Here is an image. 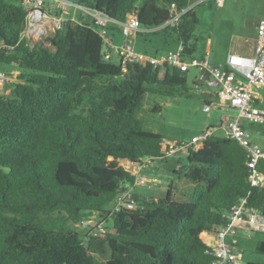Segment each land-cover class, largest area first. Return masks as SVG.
<instances>
[{"label": "trees", "instance_id": "trees-1", "mask_svg": "<svg viewBox=\"0 0 264 264\" xmlns=\"http://www.w3.org/2000/svg\"><path fill=\"white\" fill-rule=\"evenodd\" d=\"M22 1L0 0V67L17 72L9 94H0V264H212L200 235L225 226L223 216L236 202L246 197V208L264 220V187H250L244 149L214 133L200 149L188 148L174 172L193 185L188 202L173 200L170 185L163 200L133 194L136 209L113 213L115 197L135 180L119 162H153L169 148L143 128L144 96L186 98L188 71L106 57L104 39L87 19L67 20L45 45L30 43L20 36ZM68 1L103 15L104 36L119 31L113 21L134 15L149 30L135 39L164 31L175 43L143 54L182 43L183 58H196V10L175 27H160L172 4L183 9L197 0ZM256 168L264 174V161ZM94 214L111 219L104 235L94 234L101 223ZM85 221L91 224L79 231ZM234 229L255 233L245 225ZM255 250L264 256V237Z\"/></svg>", "mask_w": 264, "mask_h": 264}, {"label": "built area", "instance_id": "built-area-1", "mask_svg": "<svg viewBox=\"0 0 264 264\" xmlns=\"http://www.w3.org/2000/svg\"><path fill=\"white\" fill-rule=\"evenodd\" d=\"M51 1L54 2L53 9L58 12V15L54 16L51 22L54 32L61 29L63 23L67 20L75 23L80 22L72 20L69 17H63L65 10L73 9L75 12L80 13L82 19L90 20L96 25L99 35L104 39L105 45L107 46L104 48L106 57H109L110 54H117L123 65L126 63H137L144 66L149 63L153 68L167 65L170 68H176L182 71H189L190 68H196L199 72L200 80H203L204 73L208 72L210 78L217 83V92L215 101L209 104L204 103L203 110L210 112L211 110L226 109L235 112L232 117H221L218 130H221V136L236 141L244 149L245 165L249 173L247 180L250 187L263 186L264 174L260 173L256 167L259 162L264 161V148H261L252 141L250 132L241 126L240 120H248L264 126V108L252 106L254 96L251 91L252 88H256L264 97V20L259 21L256 26L254 47L251 55L231 52L227 54L223 63L215 65L208 62L207 56L184 59V46L182 43H179L175 50L156 56H148L136 52L132 47V40L136 37L137 33L149 32V30L141 29L134 15L127 16L123 22L113 21L124 37V42L119 46H112L110 41L104 36V31H102L108 22L103 15L88 7L72 3L68 0ZM205 1L207 0H197L183 9H177L172 4L169 7V19L160 28L166 26L175 27L184 14L188 11L197 10ZM210 1H214L217 4L224 2V0ZM42 5V0H23V6L26 10V20L20 36L21 38L27 39L30 43L42 37V30L40 29L39 23L42 19H46V13L41 8ZM7 49L11 50L12 47H7ZM16 75L17 72L7 74L0 70V94L7 83L11 84L12 81L14 82L16 80ZM212 133V129L207 128L200 135L192 138L188 144H183V146H177L176 143L170 145L167 141L163 140L161 145H168L169 148L161 152L162 158L175 152L187 151L188 148L198 150ZM145 163L150 165L152 161L146 160L143 164ZM131 175L135 177L134 185L126 186V190L115 197L112 209L113 213L121 209L133 210L138 206L132 197L133 187L135 185H145L148 180L138 175L135 171ZM223 217L226 220L225 226L213 232L210 235L212 239L209 241L205 240L203 243L214 257L212 264H240L243 260L242 250L227 241V238H234L235 234H237L234 225H245L251 231L257 232L259 229L264 228V220L256 217L253 209L246 208V197L236 202ZM90 224L89 221H85L81 226H88ZM106 231V228L100 223L95 226L94 234L104 235Z\"/></svg>", "mask_w": 264, "mask_h": 264}, {"label": "rangeland", "instance_id": "rangeland-1", "mask_svg": "<svg viewBox=\"0 0 264 264\" xmlns=\"http://www.w3.org/2000/svg\"><path fill=\"white\" fill-rule=\"evenodd\" d=\"M236 2L237 3L234 4V0H224V3L217 4L214 1L207 0L197 8L199 24L193 32L195 37V42L193 40L195 43L194 54L196 56L203 54L205 42L209 40L210 61H214L213 64L215 65L223 63L226 57L227 45L238 38H242L243 34L248 32V27L252 20L255 18H263L264 0H236ZM42 3L43 5L41 8L46 13V19H42L39 23L40 29L42 30V37L38 40L45 45L46 43L44 40L54 34L51 22L53 21L52 19L55 16L56 10L50 7L51 0H42ZM63 17L68 18L69 15L64 12ZM110 32L111 31L107 30L106 37H110ZM113 35L117 38L121 37V39L123 37L121 33L118 34L113 32ZM1 44L2 42L0 39V45ZM174 44L171 36H167L164 31L147 36L146 41L143 37H138V39L134 38L132 40L133 49L140 53L145 51L152 53L157 49L165 50L173 48ZM203 56L206 55L204 54L197 58ZM113 59L115 61L117 60L116 57H113ZM207 59L208 62H210L208 56ZM0 68L2 71H9L12 69L8 66H1ZM196 72V68H190L188 71L187 79L189 89L186 93V98L166 97L164 96L165 92H162V94H146L144 96V110L141 115L144 122L143 128L145 130L159 133L164 140H175L176 143L182 142L188 144L192 135L201 134L208 126L206 125L207 123L211 122L213 124L216 120L218 121L217 118L221 113L229 117L234 115L232 112H219L215 110L205 112L203 110L204 96L202 91L209 89V87L203 84L199 89H193L194 85L192 82ZM11 86L10 83H7L1 91V94H9ZM157 107H159V109L156 110L155 108ZM262 129L264 130V126ZM220 133L221 130L216 131V134ZM182 152L186 151L175 152L163 159H155L150 165H148V163L143 164L146 160L142 161V165L133 164L128 161H120L119 165L124 167L129 173L135 171L138 175L142 173L146 177L153 176L161 180L160 184L154 185L148 181L145 185L136 187L135 192L139 194L142 200L148 201L152 197H165L167 189L171 185V191L176 193L175 198H177L179 202H188V197H182L178 193V191L184 190L188 182L183 180L181 176H177L173 173L174 169H179L185 164L186 155ZM112 206L113 205L110 203L103 209L111 210ZM93 219L100 221L104 228H109L111 226V219L105 214H102L100 217L94 214ZM79 231L86 232L84 225H79ZM263 236L264 228L250 234L252 243H250L251 246L248 245L250 246L249 248L244 250L243 260L240 264H245L247 262L264 263V256L253 247L263 239Z\"/></svg>", "mask_w": 264, "mask_h": 264}, {"label": "crops", "instance_id": "crops-1", "mask_svg": "<svg viewBox=\"0 0 264 264\" xmlns=\"http://www.w3.org/2000/svg\"><path fill=\"white\" fill-rule=\"evenodd\" d=\"M236 3H237L236 0H234V4H236ZM50 4H51L50 7L53 8L54 7V2L51 1ZM65 12L69 15V18L72 19V20H75V21L79 22L82 19L80 13L79 12H75L73 9L65 10ZM196 12H198V9L196 10ZM263 20H264V15H263V18H261V19L260 18H255L254 20H252V22L250 23V25L248 27V32L243 34L242 38H238V39L234 40L232 43L227 45L226 56H227L228 53H231V52L237 53V54H242V55H251L252 52H253V47H254V41H255V35H256V26H257L259 21H263ZM113 32L120 34L118 30H112L110 32V37H109L110 39L108 37H106V39L110 41L112 46L121 45L123 43V37H122V39H121V37L117 38V37H115L113 35ZM114 41H116V42H114ZM119 42H121V43H119ZM116 43H119V44H116ZM209 45H210V41L207 40L205 42V45H204L203 54H200V55L196 56L193 53V57L197 58V57L205 54L206 56H208L209 61H210V56L211 55L209 53V51H210ZM210 62H209L210 64L214 63V61H210ZM194 82H195V84L193 86V89H199L203 84H206L209 87V89H206L205 91H202L203 96H204L203 97V101H204L203 104L204 103L209 104L212 101H215L216 92H217V83L212 78H210V81L208 83H204V82L201 83L200 79H199V72L197 70L192 83H194ZM251 91H252L253 96H254V102L252 103V106H255V107H258V108H264V97L261 95L259 90L256 89V88H252ZM215 111L232 112V113L235 114L234 111L226 110V109L225 110L217 109ZM221 117H225V115H223L221 113V115L217 118L218 121L216 120L213 124L211 122L207 123L206 125H208V126L205 129H207V128L210 129V127H213L212 128V132L214 134H216V131L218 130L217 126H219ZM240 124H241V126L243 128H245L246 130H248L250 132L252 141L255 144H257L258 146H260L261 148H264V130L262 129L263 125H259V124L253 123V122L248 121V120H240ZM198 135H200V134L192 135L191 139L196 137V136H198ZM218 135H221V133L218 134ZM165 141H167L170 145L176 143L175 140H173V141L165 140ZM182 153L186 155V152H182ZM177 170L178 169H174L173 173L175 171H177ZM140 175L143 178H145L146 180H148L149 182L153 183L154 185L155 184H160V182H161V180L156 178V177H153V176L152 177H146L142 173H140ZM181 177H182L183 180L187 181L183 176H181ZM139 186H141V185H135L133 187V194L138 196L142 200V198L139 196V194H137L135 192L136 187H139ZM192 188H193V185L188 182L186 187L184 188V190L183 191H178V193L182 197H188L189 198V195H190V192H191ZM175 196H176V193H174L172 191V199L179 202V200H177V198H175ZM164 198L165 197H163V198L152 197L150 199H153L156 202L158 200H163ZM212 233L213 232H211V233L203 232L202 233L203 235L202 234H201L202 236L200 235L201 240L205 241L206 238H207L208 241L211 240L212 238H211L210 235ZM250 234L251 233H248V232H245V231H239V232L237 231V234H235V236L233 238L237 243H239V246H240L239 248L242 250L243 253H244L245 249H247V248H249L251 246L250 243H252V240L250 239ZM247 236H249V237H247ZM231 239H232V237H231ZM248 245H250V246H248ZM253 247H255V246H253Z\"/></svg>", "mask_w": 264, "mask_h": 264}, {"label": "water", "instance_id": "water-1", "mask_svg": "<svg viewBox=\"0 0 264 264\" xmlns=\"http://www.w3.org/2000/svg\"><path fill=\"white\" fill-rule=\"evenodd\" d=\"M210 81V75L208 72H205L204 73V77H203V80H200V82H204V83H208ZM263 187H264V184H263ZM264 215V212L262 213Z\"/></svg>", "mask_w": 264, "mask_h": 264}, {"label": "bare ground", "instance_id": "bare-ground-1", "mask_svg": "<svg viewBox=\"0 0 264 264\" xmlns=\"http://www.w3.org/2000/svg\"><path fill=\"white\" fill-rule=\"evenodd\" d=\"M206 240H207V238H206Z\"/></svg>", "mask_w": 264, "mask_h": 264}]
</instances>
